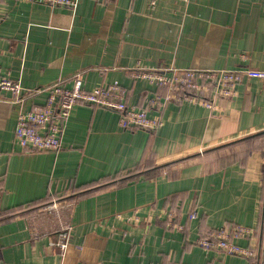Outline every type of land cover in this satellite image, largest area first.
Here are the masks:
<instances>
[{
    "label": "crops",
    "instance_id": "0c3cea01",
    "mask_svg": "<svg viewBox=\"0 0 264 264\" xmlns=\"http://www.w3.org/2000/svg\"><path fill=\"white\" fill-rule=\"evenodd\" d=\"M138 67L264 69V0H0V70L24 87L0 91V264H264V148L228 158L264 131V80L241 73L212 105L165 102ZM77 72L89 89L118 80L163 124L81 103L59 151L22 148L18 113L46 99L34 89ZM235 224L256 229L237 239L253 257L198 242Z\"/></svg>",
    "mask_w": 264,
    "mask_h": 264
},
{
    "label": "built area",
    "instance_id": "2783aa9c",
    "mask_svg": "<svg viewBox=\"0 0 264 264\" xmlns=\"http://www.w3.org/2000/svg\"><path fill=\"white\" fill-rule=\"evenodd\" d=\"M25 2H41L52 6L62 5L75 9L80 0H21ZM158 0H150L154 9ZM264 80V69L242 67L237 69H221L209 72L199 68L142 69L138 67L136 76L147 78L157 88H167L165 102L193 101L212 105L218 94L234 93V84L240 74ZM7 90L14 100H20L24 87L17 79H12L1 73L0 91ZM44 92L46 99L31 108L22 109L18 113L15 138L24 149L59 151L62 147V134L66 123L77 104H89L117 111L120 114V124L123 127L144 128L156 131L163 124L157 116H150L147 108L131 105L127 101V90L115 80L108 85L96 86L91 89L84 86L83 73L73 76L71 86L62 80H57L45 86L34 89L33 93ZM161 96L156 95L151 103H161ZM196 216L191 212L190 217ZM256 229L250 226L235 224L224 225L199 237L198 242L205 247H213L230 254H242L253 257L255 247L242 245L237 241L241 237L255 236ZM60 246L67 244L61 234ZM53 242V241H52Z\"/></svg>",
    "mask_w": 264,
    "mask_h": 264
},
{
    "label": "trees",
    "instance_id": "16d2710c",
    "mask_svg": "<svg viewBox=\"0 0 264 264\" xmlns=\"http://www.w3.org/2000/svg\"><path fill=\"white\" fill-rule=\"evenodd\" d=\"M253 137L254 139L245 140L244 143L240 145V148L232 150L228 158L231 160L241 159L246 157L254 149L264 148V131ZM2 215V212H0V218Z\"/></svg>",
    "mask_w": 264,
    "mask_h": 264
},
{
    "label": "rangeland",
    "instance_id": "374dc122",
    "mask_svg": "<svg viewBox=\"0 0 264 264\" xmlns=\"http://www.w3.org/2000/svg\"><path fill=\"white\" fill-rule=\"evenodd\" d=\"M230 156V155H229Z\"/></svg>",
    "mask_w": 264,
    "mask_h": 264
}]
</instances>
